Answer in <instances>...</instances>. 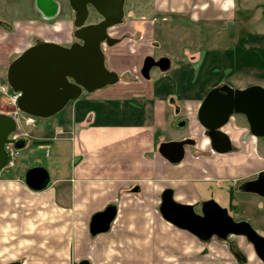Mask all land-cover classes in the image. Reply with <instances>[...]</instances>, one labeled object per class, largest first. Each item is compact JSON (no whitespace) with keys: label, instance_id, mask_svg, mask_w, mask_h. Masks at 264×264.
<instances>
[{"label":"crops","instance_id":"1","mask_svg":"<svg viewBox=\"0 0 264 264\" xmlns=\"http://www.w3.org/2000/svg\"><path fill=\"white\" fill-rule=\"evenodd\" d=\"M156 2L154 7L175 20L174 34L183 35L177 26L189 25L199 44H179L180 56L174 61L163 57L169 60L166 72H172L171 77L162 72L154 80L150 75L148 80H126L129 70L118 69L114 71L120 92L80 97L45 123L25 115L23 125L33 127L31 131L23 130L18 114L15 133L32 136L39 149L49 150L48 156L52 151L54 161L46 169L49 184L40 192L28 189L19 174L0 172V249L9 226L16 245H28L26 253L40 264H182L185 254L211 240L201 242L164 221L158 211L162 192L171 189L176 202L194 205L210 196L203 197L200 184L218 188L227 184L234 193L239 183L264 171V148L259 152L264 139L251 136L237 122L235 116L240 115L221 129L232 147L225 154L211 150L196 118L201 101L213 88H264V0H161L158 6ZM15 5V10H23L21 3ZM32 8L41 20H54ZM8 23L0 18L3 30L11 29ZM37 41L52 42L34 40L29 45ZM105 57L106 63L110 58ZM6 68L0 65V88L6 86ZM169 105L173 116L183 110V128L195 133L180 139H192L194 145L185 148L183 160L175 165L158 153L160 144L180 141L167 140L161 130L173 119ZM196 148L205 156L197 155ZM59 149H66L61 159ZM227 197L222 196L229 204ZM110 205L116 215L109 230L91 236L92 216ZM229 250L226 264H262L251 251L240 254L241 262L234 248Z\"/></svg>","mask_w":264,"mask_h":264},{"label":"water","instance_id":"2","mask_svg":"<svg viewBox=\"0 0 264 264\" xmlns=\"http://www.w3.org/2000/svg\"><path fill=\"white\" fill-rule=\"evenodd\" d=\"M74 13L73 38L67 46L52 42L37 41L12 60L6 69V85L18 93L17 110L28 117L47 119L61 112L68 103L78 100L83 92L92 93L118 83L116 72L105 66L103 44L111 47L120 39L112 38L107 30L120 25L124 17V0H68ZM41 11H50V0H37ZM90 5L101 20L85 25L88 18L87 6ZM153 68L166 72L169 60H155L150 56L143 59L140 75L148 80ZM235 115L243 116L249 134L264 139V88L253 85L244 89H233L227 85L211 89L201 101L197 111V121L204 129L213 152L225 154L231 151L229 137L221 130ZM185 121L176 127L182 128ZM16 131L15 120L0 113V172L6 167L8 155L5 143ZM26 137H19L13 144L16 152L27 145ZM194 145V140L183 139L159 145L158 153L170 164L180 163L185 156V147ZM49 175L44 167H33L24 174L25 186L34 192L47 188ZM242 193L264 197V171L251 181L239 185ZM161 218L196 237L201 242L212 238L227 241L229 237H241L252 247L256 258L264 264V236L246 221H235L228 210L214 199L202 201L198 210L193 205L181 204L173 199V191L165 189L160 197L158 208ZM116 215V208L108 206L92 216L89 223L91 236L106 233ZM235 256V255H234ZM236 258L241 261L243 256ZM10 264H22L13 262ZM78 264H88L81 261Z\"/></svg>","mask_w":264,"mask_h":264},{"label":"rangeland","instance_id":"3","mask_svg":"<svg viewBox=\"0 0 264 264\" xmlns=\"http://www.w3.org/2000/svg\"><path fill=\"white\" fill-rule=\"evenodd\" d=\"M160 1L161 0H157V2L156 0H125L122 23L107 30L110 37L121 40L111 47H107L105 44L102 46L104 55L106 54L109 56L108 58H110L105 63V66L109 71L126 69L129 70L127 71L129 73H127L126 80L131 77H136L142 80L143 78L140 75V69L143 59L146 56H150L157 61L163 57L168 58L167 55H169L174 61V59L180 56L181 48H178L179 44L182 45V43H186L188 47L199 44L195 40L199 37L197 38L191 35L193 32L189 25H176L177 28L180 27V29H182L181 32L183 35L174 34L173 23L175 20L173 18L171 19V17H167V13H162L158 10V7V9L154 7V3L156 2V6H158ZM15 3H21V5L24 6L23 10L19 11L17 10L18 8L15 10ZM11 5L13 11L9 12V7H11ZM63 8L65 15L61 13L59 17L48 22L41 20L39 16L35 14L29 0H0V18H5L7 22H9L8 25H10L11 28L7 31L0 28V65L8 66V61L11 56L23 49L20 52L22 53L25 49L31 46L29 44L34 40H50L52 43L64 47L71 45L75 41L73 38L75 28L72 27L73 15L66 0L65 3L63 0ZM99 21L100 18L96 14L89 13L85 25L94 24ZM179 22L180 20L178 23ZM162 74L163 73L160 69L153 68L150 71V78L152 77L151 79L154 80ZM166 74L170 77L172 76V72H166ZM4 84L6 85V79H4ZM148 85L150 87L152 86V83L149 82ZM123 90L125 91V89ZM7 91H9L8 88ZM111 91L120 92L122 91V88L116 83L115 85L96 90L92 93L83 92L80 97L82 98L97 94H106L108 96V93H111ZM147 91L150 92V90ZM7 101L8 97L0 93V113H4L14 118L15 114L11 115L14 110L7 104ZM174 106H176V104ZM168 107L169 117H172L175 110H173L170 105ZM59 114L60 112L47 119L58 118ZM183 116L182 110L177 116L174 115L173 119L171 118V122L166 125V128L161 129L165 131L164 134L167 140H180L181 138H186L191 134H195L183 127H176L177 123L183 121ZM23 118H25V115L20 114L19 119L23 130H33V127L23 125ZM180 118L181 120H179ZM235 118L239 124L247 127L243 116H235ZM33 119L37 121V124L50 121L39 118ZM172 123H175L174 126ZM27 139V146L19 151L17 154L18 156L14 158L15 167L10 169L5 168L2 171L3 174L11 177L19 174V177L24 180L25 172L35 167L34 165L36 163L37 165L44 166L45 169L51 166L52 161H54L52 151H50V156H48L49 150L46 151L45 149H39L38 144H34L32 136L27 137ZM201 140L202 139H200V143ZM259 144V152L261 154L264 148V141L261 140ZM48 145H51V143ZM52 145H54L53 142ZM200 151L201 150L198 148L195 149L197 155L205 156V154ZM59 152L60 154L58 155L60 157L58 159H61L64 157L66 149L65 152L63 149H59ZM46 153L48 154L46 155ZM227 187H229L227 184H224L220 188L215 186L208 187L205 184H200V186H198L203 197H206L207 195L212 196L221 206L228 210V213L233 220L248 222L253 229L264 236L262 231L264 230V197L250 193H242L239 190H236L231 195L232 203L230 205V202L227 204L222 198L223 195L227 193L229 194V189H226ZM234 211L235 213L233 214ZM11 230L12 228H9V226L4 229V231H6L4 234L5 244L4 249H0V264H10L13 262L40 264V261L30 259L31 255H29V252L26 253L25 250L28 248V245L24 243L16 245L15 239L10 234ZM183 235L189 237L187 234ZM183 241H185V238ZM198 245L200 247H198L197 250H193L191 251V254H185L182 257L185 258V260L183 259V261H181L182 264H205L207 262H211L212 264H226L224 261L229 260L226 257L227 252H230L229 248H234L237 253L243 255H246L248 251L253 253L252 247L241 237L232 236L225 242L212 238L211 242L206 245Z\"/></svg>","mask_w":264,"mask_h":264},{"label":"flooded vegetation","instance_id":"4","mask_svg":"<svg viewBox=\"0 0 264 264\" xmlns=\"http://www.w3.org/2000/svg\"><path fill=\"white\" fill-rule=\"evenodd\" d=\"M21 1V0H20ZM30 1V3H31V7L32 6H34L35 8V10L36 11H38L39 12V14L41 15V17H43L44 19H47V20H51V19H56L57 17H59L60 15H61V13H63L64 15H65V13H64V8H63V0H50V6H51V9H50V11H48L47 12V14H45L43 11H41L40 9H39V7H38V5H37V0H29ZM67 1V3H68V0H66ZM64 3H65V0H64ZM68 6H69V4H68ZM124 6H125V0H124ZM33 9V8H32ZM70 10H71V8H70ZM87 10H88V15H89V13H94V14H96L99 18H100V20H101V17L96 13V11L90 6V5H88L87 6ZM71 12H72V15H73V19H74V13H73V11L71 10ZM72 27H73V25H72ZM203 136L206 138V136H205V132H204V134H203ZM186 148V147H185ZM256 178V176L254 177V178H252V179H250V180H246V181H251V180H254ZM243 182H245V181H243ZM243 182H241V183H243ZM241 183H239L237 186H236V190H238V188H239V185L241 184ZM227 190L229 189V194L227 193L226 195L228 196V198H230V196L232 195V189H230V187H227L226 188ZM214 199L212 196H209L207 199H203V200H201V201H198V202H196L193 206L198 210V208H199V205H200V203L202 202V201H205V200H208V199ZM215 200V199H214ZM216 201V200H215ZM217 202V201H216ZM218 203V202H217ZM219 204V203H218ZM220 205V204H219ZM223 207V206H222Z\"/></svg>","mask_w":264,"mask_h":264},{"label":"built area","instance_id":"5","mask_svg":"<svg viewBox=\"0 0 264 264\" xmlns=\"http://www.w3.org/2000/svg\"><path fill=\"white\" fill-rule=\"evenodd\" d=\"M7 86L5 87H1L0 88V91L3 95H5L6 97H8V101H7V104L13 108L14 112L11 113V115H14L15 117L13 118L16 122V127H17V117L16 115L18 116V114H20V112L17 110L16 108V101L19 97V94L18 93H13L9 88V91H7ZM16 132V131H15ZM20 137V135L16 134V133H13L11 134V136H9V138L7 139V142L5 143V151L7 152V155H8V161H7V164H6V167L5 168H12L14 166V158L17 156L18 152H16L14 149H13V144L14 142L16 141V139H18Z\"/></svg>","mask_w":264,"mask_h":264},{"label":"trees","instance_id":"6","mask_svg":"<svg viewBox=\"0 0 264 264\" xmlns=\"http://www.w3.org/2000/svg\"><path fill=\"white\" fill-rule=\"evenodd\" d=\"M229 202H230V205H231V203H232V197L231 196H230ZM233 254L235 255V258H240L239 257L240 256V253H237L235 250H233Z\"/></svg>","mask_w":264,"mask_h":264}]
</instances>
